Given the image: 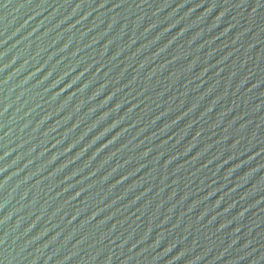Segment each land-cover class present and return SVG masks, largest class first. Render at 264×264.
<instances>
[{"label":"water","instance_id":"obj_1","mask_svg":"<svg viewBox=\"0 0 264 264\" xmlns=\"http://www.w3.org/2000/svg\"><path fill=\"white\" fill-rule=\"evenodd\" d=\"M0 264H264V0H0Z\"/></svg>","mask_w":264,"mask_h":264}]
</instances>
